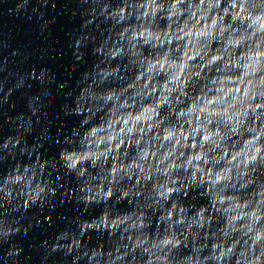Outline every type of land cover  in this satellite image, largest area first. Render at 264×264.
I'll list each match as a JSON object with an SVG mask.
<instances>
[{
  "label": "clouds",
  "instance_id": "1",
  "mask_svg": "<svg viewBox=\"0 0 264 264\" xmlns=\"http://www.w3.org/2000/svg\"><path fill=\"white\" fill-rule=\"evenodd\" d=\"M8 16L0 264H264V0Z\"/></svg>",
  "mask_w": 264,
  "mask_h": 264
},
{
  "label": "water",
  "instance_id": "2",
  "mask_svg": "<svg viewBox=\"0 0 264 264\" xmlns=\"http://www.w3.org/2000/svg\"><path fill=\"white\" fill-rule=\"evenodd\" d=\"M15 0H0V24H9L8 10L14 7Z\"/></svg>",
  "mask_w": 264,
  "mask_h": 264
}]
</instances>
